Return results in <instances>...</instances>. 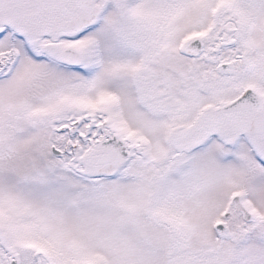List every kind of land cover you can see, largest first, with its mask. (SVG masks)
Segmentation results:
<instances>
[{
    "label": "snow or ice",
    "instance_id": "1",
    "mask_svg": "<svg viewBox=\"0 0 264 264\" xmlns=\"http://www.w3.org/2000/svg\"><path fill=\"white\" fill-rule=\"evenodd\" d=\"M0 264H264V0H0Z\"/></svg>",
    "mask_w": 264,
    "mask_h": 264
}]
</instances>
